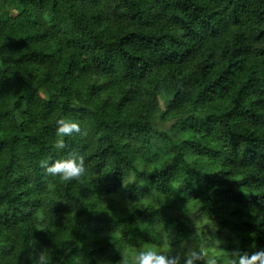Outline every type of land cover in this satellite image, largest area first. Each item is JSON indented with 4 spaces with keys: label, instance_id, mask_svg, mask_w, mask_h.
<instances>
[{
    "label": "trees",
    "instance_id": "trees-1",
    "mask_svg": "<svg viewBox=\"0 0 264 264\" xmlns=\"http://www.w3.org/2000/svg\"><path fill=\"white\" fill-rule=\"evenodd\" d=\"M62 116L88 135L57 152ZM73 154L79 182L39 166ZM156 229L264 249V0H0V264H122Z\"/></svg>",
    "mask_w": 264,
    "mask_h": 264
},
{
    "label": "clouds",
    "instance_id": "clouds-1",
    "mask_svg": "<svg viewBox=\"0 0 264 264\" xmlns=\"http://www.w3.org/2000/svg\"><path fill=\"white\" fill-rule=\"evenodd\" d=\"M55 126L56 138L53 143V148L57 152L66 147V137L71 138L78 136L83 138L88 135L87 130L83 129L77 120L70 117L62 116L58 118L55 121ZM39 166L46 175L59 177V179L65 183H71L73 181L79 182L88 174V168L85 165V157L79 154L60 158L50 156L41 159L39 161ZM203 172L212 173L216 171ZM134 183H137V175L135 172L123 176L124 185H131ZM164 201L165 197H161L158 202L153 204V208L158 209ZM187 206L191 208V204L188 202ZM212 226H214L213 222ZM35 229H48V221L44 220L39 223ZM156 232L162 233V239L164 240L163 244L160 246L143 245L139 249L126 252L122 256V264H198V262H202V264H222L223 252L216 251L209 254L206 241L194 243L192 245L181 242L180 247L182 251L173 256L171 254L173 249L169 243L170 237L168 232L164 229L162 231L156 229ZM219 243V241H215V248L217 250H221ZM35 252L36 249L33 247L32 252H30L28 256L31 264H51L52 257L48 250H41L37 255H33ZM227 253L228 259L224 264H264V249L254 251L251 254L239 249ZM75 261L76 264H80L78 257L75 258ZM99 264H105V262L101 261Z\"/></svg>",
    "mask_w": 264,
    "mask_h": 264
},
{
    "label": "rangeland",
    "instance_id": "rangeland-1",
    "mask_svg": "<svg viewBox=\"0 0 264 264\" xmlns=\"http://www.w3.org/2000/svg\"><path fill=\"white\" fill-rule=\"evenodd\" d=\"M156 94H157V97L155 99V102H157V104L159 106V109L163 111L165 109V105H166V97L161 92L160 93L157 92ZM45 96H46L45 94H41V97L45 98ZM170 124L171 123H166L164 126L165 127H169ZM163 150H161V151H163ZM126 193H127V190L124 189V192H121L118 196L113 197L114 201L117 202L118 206H123V205L126 204V201H127V199H126ZM149 198H155V194L150 195ZM203 223H205V221L204 222H198L199 225L200 224L205 225ZM205 229L207 231L209 228L206 227ZM212 229L213 230H216V228H214V227ZM218 238L221 239L219 241H224L225 242L224 243V246H233L234 244H236L238 242V241L228 240L227 238L225 239L224 238V234L223 235H220V237H218ZM218 238L216 237L215 240H217ZM192 244H194V243H188L187 245H192ZM181 251H182L181 248H176V249H173V252L171 254L173 256H175L178 252H181ZM209 253L212 254V251H210ZM227 259H228V256H225V258L222 261L223 264H224V262L227 261Z\"/></svg>",
    "mask_w": 264,
    "mask_h": 264
}]
</instances>
